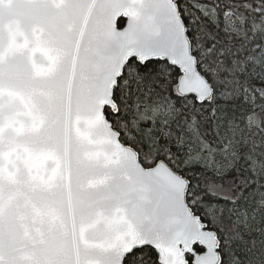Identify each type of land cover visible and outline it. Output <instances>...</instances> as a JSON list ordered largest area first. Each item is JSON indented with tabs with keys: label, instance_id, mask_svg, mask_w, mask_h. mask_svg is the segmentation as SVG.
I'll use <instances>...</instances> for the list:
<instances>
[{
	"label": "snow or ice",
	"instance_id": "6c2138e0",
	"mask_svg": "<svg viewBox=\"0 0 264 264\" xmlns=\"http://www.w3.org/2000/svg\"><path fill=\"white\" fill-rule=\"evenodd\" d=\"M0 264H264V0H0Z\"/></svg>",
	"mask_w": 264,
	"mask_h": 264
}]
</instances>
